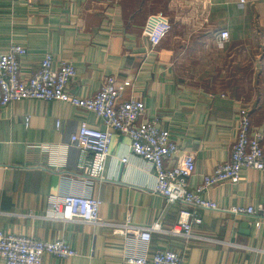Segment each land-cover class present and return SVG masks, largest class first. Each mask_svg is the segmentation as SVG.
<instances>
[{"label":"crops","instance_id":"obj_1","mask_svg":"<svg viewBox=\"0 0 264 264\" xmlns=\"http://www.w3.org/2000/svg\"><path fill=\"white\" fill-rule=\"evenodd\" d=\"M159 13L170 17L173 30L152 49L143 30ZM222 30L229 31L228 41L218 38ZM13 44L28 51L24 78L51 53L56 64L77 68L74 95L94 96L108 76L124 83L123 99L143 101L144 119L158 120L179 146L168 165L193 154L191 189L230 160L243 109L264 147V0H0V54ZM82 123L105 128L95 113L65 102L0 107V230L63 240L77 251L67 260L46 255L43 264L123 262L124 240L112 227L43 218L51 199L71 194L100 200V216L109 224L159 225L152 252L175 251L187 264H264V225L258 229L254 219L228 212L264 206L262 173L244 170L238 181L212 187L206 196L219 210L202 211V225L193 228L197 238L186 241L171 232L187 206L153 193L156 172L131 153L128 137L114 134L102 181L79 176L70 136Z\"/></svg>","mask_w":264,"mask_h":264},{"label":"built area","instance_id":"obj_2","mask_svg":"<svg viewBox=\"0 0 264 264\" xmlns=\"http://www.w3.org/2000/svg\"><path fill=\"white\" fill-rule=\"evenodd\" d=\"M26 1V0H25ZM171 19L164 13L151 15L146 21L143 34L152 49L158 48L172 32ZM222 41L230 39L228 30L218 34ZM28 55L23 46L13 44L0 54V107L6 108L20 100L65 102L75 108L92 112L102 120L104 129L82 123L70 136L71 145L80 155L79 176L85 180L102 181L110 157L114 134L130 139L131 153L151 164L156 172L153 193L168 203L187 206L181 213L179 229L171 233L186 241L197 238L193 228L202 225V211L219 210L218 205L207 198V192L217 184L238 181L244 170H255L264 175V147L262 136L253 132L249 113L242 110L239 116L238 136L231 148L228 162L218 165L195 189L189 179L196 172L193 154L183 153L178 163L168 164L180 149L170 132L158 127V120H145L146 107L137 99L124 100V83L115 76L106 77L97 93L82 98L70 92V86L78 74L73 63L60 61L56 64L53 54L47 53L40 67L29 78H24L21 60ZM30 118H27L29 124ZM62 128L60 122L57 129ZM49 210L43 217L52 221L78 223L91 226H110L124 240L122 264H187L185 257L175 251L152 252V235L160 226H135L129 222L109 224L100 216L101 201L78 195H66L51 199ZM234 216L255 220L256 228L264 225V206L234 207L228 210ZM135 234L134 240L128 239ZM204 240L212 241L209 238ZM46 255L67 260L77 256V251L63 240L44 241L22 234H7L0 230V261L4 264H43Z\"/></svg>","mask_w":264,"mask_h":264},{"label":"rangeland","instance_id":"obj_3","mask_svg":"<svg viewBox=\"0 0 264 264\" xmlns=\"http://www.w3.org/2000/svg\"><path fill=\"white\" fill-rule=\"evenodd\" d=\"M165 15H167L166 13H164ZM168 16V15H167ZM170 18V17H169ZM173 23V22H172ZM174 24V23H173Z\"/></svg>","mask_w":264,"mask_h":264}]
</instances>
